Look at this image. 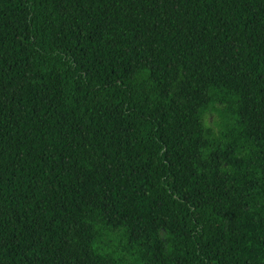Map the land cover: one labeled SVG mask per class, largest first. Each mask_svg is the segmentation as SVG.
Returning <instances> with one entry per match:
<instances>
[{"label": "trees", "instance_id": "16d2710c", "mask_svg": "<svg viewBox=\"0 0 264 264\" xmlns=\"http://www.w3.org/2000/svg\"><path fill=\"white\" fill-rule=\"evenodd\" d=\"M0 264H264V0H0Z\"/></svg>", "mask_w": 264, "mask_h": 264}]
</instances>
